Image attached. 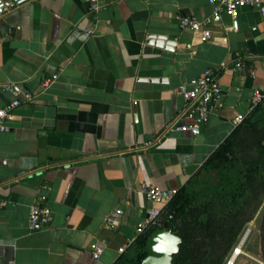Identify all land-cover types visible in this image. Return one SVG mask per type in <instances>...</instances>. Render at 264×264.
I'll return each mask as SVG.
<instances>
[{
  "label": "crops",
  "instance_id": "obj_1",
  "mask_svg": "<svg viewBox=\"0 0 264 264\" xmlns=\"http://www.w3.org/2000/svg\"><path fill=\"white\" fill-rule=\"evenodd\" d=\"M5 1L0 105L13 90L21 103L0 131V264H115L154 205L143 187L179 189L256 92L264 105V13H222L202 39L180 16H210L209 0H105L96 19L89 0ZM236 52L243 67L220 73L221 102L199 132L166 131L186 102L175 89ZM33 203L50 211L36 230Z\"/></svg>",
  "mask_w": 264,
  "mask_h": 264
},
{
  "label": "trees",
  "instance_id": "obj_2",
  "mask_svg": "<svg viewBox=\"0 0 264 264\" xmlns=\"http://www.w3.org/2000/svg\"><path fill=\"white\" fill-rule=\"evenodd\" d=\"M243 131L248 132L251 144L256 147L257 157L253 160H242L240 157L239 138ZM263 141L264 105L261 100L252 107L242 122L224 139L187 183L177 190L164 210L165 217L160 226L165 224L171 229L177 218L191 215L199 227L208 232L219 222L221 216L233 214L242 208L253 190L264 191ZM215 173L220 175L221 181L210 187L209 194L204 198L202 183L210 181ZM197 198L201 201L197 202ZM155 228L157 227H152L136 236L115 264H141L142 259L148 254L147 240ZM180 236L182 241L178 252L173 254L172 264H192L188 257L182 255L185 238ZM233 239L234 237L230 242Z\"/></svg>",
  "mask_w": 264,
  "mask_h": 264
},
{
  "label": "built area",
  "instance_id": "obj_3",
  "mask_svg": "<svg viewBox=\"0 0 264 264\" xmlns=\"http://www.w3.org/2000/svg\"><path fill=\"white\" fill-rule=\"evenodd\" d=\"M11 7H17L31 0H10ZM213 5V12L210 16L203 19H196L193 16H180V26L189 27L198 31L202 39H210L213 36L211 23L219 22L222 13H228L235 16L239 7L244 5H254L264 13V3L262 0H209ZM105 0H89V13L93 19H96L97 11L103 6ZM10 7L5 0H0V12L8 10ZM91 32V30H88ZM243 67L242 56L239 52L227 62H221L213 68H206L197 77L188 81V83L180 84L175 91L182 94L186 98V102L182 109L176 116L167 124L165 130H190L192 133L199 132V123L206 122L210 115L214 113L222 99V86L219 75L226 69L233 71L241 70ZM57 75L54 74L52 78L46 79L43 82L44 86H48L55 79ZM5 88L11 89V85H4ZM15 97L8 103L0 105V131L7 129L6 120L11 117V111L17 107L21 100L18 97V91L13 90ZM26 99H31L32 93L24 92ZM262 95L256 92L253 98L252 107L261 101ZM185 119H192V122H185ZM244 117L238 115L235 117L237 124L241 123ZM176 188L164 189L158 185H148L143 187L147 198L151 200L154 205L147 210L146 216L137 224V235L146 232L152 227H159L161 225L160 216L165 210L168 203L173 199L177 193ZM50 218V211L46 207L40 206L38 203L30 205L28 223L33 230L43 227ZM113 219H108L107 224H111ZM130 239L119 248V252H123L136 238ZM93 257L98 258L103 251V247L99 244L92 243Z\"/></svg>",
  "mask_w": 264,
  "mask_h": 264
},
{
  "label": "rangeland",
  "instance_id": "obj_4",
  "mask_svg": "<svg viewBox=\"0 0 264 264\" xmlns=\"http://www.w3.org/2000/svg\"><path fill=\"white\" fill-rule=\"evenodd\" d=\"M239 142L242 160L257 157L256 147L251 144L248 132L241 133ZM220 181V175L215 173L210 181L202 183L203 197L209 194L210 187ZM196 201L201 199L197 198ZM170 228L185 238L182 255L188 257L192 264H229L236 246L240 244L242 252L235 256L232 264H264V191L253 190L242 208L233 214L221 216L208 232L199 227L191 215L177 218ZM246 231L248 235L242 241Z\"/></svg>",
  "mask_w": 264,
  "mask_h": 264
},
{
  "label": "water",
  "instance_id": "obj_5",
  "mask_svg": "<svg viewBox=\"0 0 264 264\" xmlns=\"http://www.w3.org/2000/svg\"><path fill=\"white\" fill-rule=\"evenodd\" d=\"M155 42L162 44L163 39L157 38ZM181 241V236L165 224L155 228L147 240L148 254L141 264H172L173 254L178 252Z\"/></svg>",
  "mask_w": 264,
  "mask_h": 264
},
{
  "label": "bare ground",
  "instance_id": "obj_6",
  "mask_svg": "<svg viewBox=\"0 0 264 264\" xmlns=\"http://www.w3.org/2000/svg\"><path fill=\"white\" fill-rule=\"evenodd\" d=\"M247 235H248V231H246V232L244 233L243 238H242V241L245 240V238L247 237ZM240 245H241V244H240ZM240 245L236 246V249L234 250V254H233L231 260L229 261V264H232L233 259L235 258V256H236L238 253L242 252V250H241V248H240Z\"/></svg>",
  "mask_w": 264,
  "mask_h": 264
}]
</instances>
